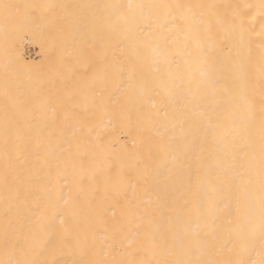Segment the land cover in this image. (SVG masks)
<instances>
[{
  "label": "bare ground",
  "instance_id": "6f19581e",
  "mask_svg": "<svg viewBox=\"0 0 264 264\" xmlns=\"http://www.w3.org/2000/svg\"><path fill=\"white\" fill-rule=\"evenodd\" d=\"M29 1L0 11V260L257 259L264 41L217 19L258 0Z\"/></svg>",
  "mask_w": 264,
  "mask_h": 264
},
{
  "label": "snow or ice",
  "instance_id": "6c2138e0",
  "mask_svg": "<svg viewBox=\"0 0 264 264\" xmlns=\"http://www.w3.org/2000/svg\"><path fill=\"white\" fill-rule=\"evenodd\" d=\"M34 7V6H27ZM43 7H55L54 5H45ZM179 7V6H178ZM190 8V6H187ZM208 8H215V5H208ZM232 11L224 18H218V26L225 31L226 34L235 35L239 37L240 43L243 44L248 40L253 33L264 41V0H258V3H240L236 5H231ZM129 9L133 8V5H128ZM0 11H3L5 18H8L14 11H18L17 6L12 4L4 3L0 0ZM215 14V13H213ZM190 15V12L188 13ZM259 24V31L256 32V25ZM170 30V29H169ZM149 35H153L149 33ZM155 39H159V34H155ZM250 42V41H249ZM260 138V161H259V184L261 189V195L258 199V221H253V217L256 215V207L245 198L242 205H238L236 212L238 216H242L249 224L248 234L254 235L257 231L260 232L262 239H264V123H262L259 131ZM251 182L249 178L248 183ZM236 239L238 241H243L244 237L242 232L238 229L236 232ZM236 245H231L230 242L226 243L224 250L228 253H232ZM23 247L21 252H23ZM248 253V248L246 245L241 243L238 251H236L235 258L227 257L219 260L203 261L201 264H264V244L261 246V251L257 254V259L252 260L250 258H245ZM130 255V254H129ZM0 264H34L33 261L28 259L20 260L15 258H10L7 260H0ZM98 264H108L105 260H101ZM110 264H136L134 260H117L112 259ZM173 264H192L191 261L177 259Z\"/></svg>",
  "mask_w": 264,
  "mask_h": 264
},
{
  "label": "rangeland",
  "instance_id": "374dc122",
  "mask_svg": "<svg viewBox=\"0 0 264 264\" xmlns=\"http://www.w3.org/2000/svg\"><path fill=\"white\" fill-rule=\"evenodd\" d=\"M30 1H31V0H30ZM30 1H29V3H30ZM68 1H69V2H68ZM68 1H67V2H68V3H67V7L69 8V5H71V4L73 3V0H68ZM70 1H72V2H70ZM75 1L78 3L77 0H74L73 6H74V5H75V6L77 5V8H78L79 3L77 4V3H75ZM69 3H71V4H69ZM87 3H88V0H87ZM94 5L96 6V2H95ZM77 8L71 6V9H70V8H69V9L66 8V10H68V11L70 12L71 10H76ZM66 10H65V11H66ZM66 12H67V11H66ZM66 12L64 13V14H65V15H64L65 18L68 16ZM75 13H76V12H75ZM75 13H74V14H72V12L69 13V14H71L70 17H72V16L74 17ZM76 15H77V14H76ZM64 16H63V17H64ZM73 17H72L71 19H73ZM77 17H78V16H77ZM96 17H97V16H96ZM96 17H95V20H96ZM74 18H76V16H75ZM62 19H64V18H61V20H62ZM67 19H69L68 21H70V18H69V17H67L65 20H63V21H65V22H64L65 25L63 24V26H64L65 31H67L66 33H67V34H70V35H71L72 33H74V32L76 33L77 31H76L75 29L77 28V24H74V25H73L72 21L69 22V24H68L67 21H66ZM97 22H98V20H97ZM95 23H96V22H95ZM71 24H72L73 26H72ZM96 24L99 25L98 23H96ZM96 24H95V26H96ZM93 25H94V24H93ZM95 26H94V28H95ZM96 28H97V27H96ZM96 28H95V29H96ZM88 30H90V28H89ZM88 30H87V31H88ZM97 30H99V29L97 28L95 31H97ZM92 31H94L93 28H92ZM89 33H90V32H89ZM93 33H94V32H93ZM93 35H94V34H93ZM94 36H96V35H94ZM95 38L98 40V36L94 37V40H95ZM26 39H28L29 43L32 42V40H30V38H29V35L26 36ZM26 39H25V40H26ZM33 42H34V41H33ZM29 43L25 41V42H24V47H25V48H23V49H24V51H25V54H27V55H30V54H31L32 56H34L35 53H37V51H38V46H37L38 44L36 45V43H34V46H32V49H35V48H36V49H35V50H31V45H32V44L30 43V45H29ZM94 43H95V44H96V43L98 44V41H97V42H94ZM25 44H28V45H25ZM92 45H93V44H92ZM26 46H28V47H26ZM29 46H30V47H29ZM95 46H96L95 48L98 47V45H95ZM87 47H89V46H87ZM26 48H28V49H26ZM92 48H94V46H92ZM30 50H31V52H30ZM86 50H87L88 53H89L90 48H88V49L86 48ZM92 50H93V49H92ZM28 51H29V52H28ZM96 51H98V49H97ZM96 51H95V52H96ZM26 52H28V53H26ZM34 52H35V53H34ZM91 53H92V52H90V54H91ZM98 53H99V52H98ZM86 54H87V53H86ZM86 54H85V55H86ZM90 54H89V55H90ZM87 55H88V54H87ZM87 55H86V56H87ZM96 55H98V54L96 53ZM96 55H95V54H92L91 56H89V57H90V58H89V59H90V63H92V62H91L92 60H95V62H96V61H99V59L97 58L98 56H96ZM91 57H92V59H91ZM83 58H86V57L84 56ZM93 58H94V59H93ZM89 59H88V60H89ZM97 59H98V60H97ZM88 60H87V58H86V63H87ZM84 62H85V61L83 60V66H86L87 64L84 65ZM93 62H94V61H93ZM92 64H93V63H92ZM96 64H98V63H96ZM89 65H90V64H89ZM87 66H88V65H87ZM87 66H86V67H87ZM80 67H81V65H80ZM86 67H82V68H86ZM93 67H94V64H93ZM95 67H98V68H99V66H95ZM95 67H94V68H95ZM87 68H88V67H87ZM90 68H91V66H90ZM90 68H89V70H90ZM98 68H97V69H98ZM78 69H79V68H78ZM97 69H96V70H97ZM87 70H88V69H87ZM93 70H94V69H93ZM93 70H92V68H91V71H93ZM96 70H95V71H96ZM95 71H94V73H95ZM98 71H99V69H98ZM98 71H97L96 73H98ZM81 73H82V72H81ZM83 73H85V72H83ZM88 73H89V72H88ZM88 73H85V74H87L88 77H90L89 74H91L92 72L89 73V74H88ZM94 73H92V74L94 75ZM85 74H83V75H85ZM92 74H91V76H92V78H93L92 80H94V79L96 78L95 81H96V83H97L98 80H97V77H96V76H98V75H95V78H94V76H93ZM88 77H87V76H84V79H85V78L89 79ZM90 78H91V77H90ZM90 80H91V79H89V81H90ZM92 80H91V81H92ZM84 81H85V80H84ZM95 81H94V82H95ZM86 83H88V82L86 81ZM84 84H85V83H84ZM91 84L93 85V83H91ZM94 84H95V83H94ZM92 85H91V86H92ZM85 86H86V85H85ZM93 86H94V85H93ZM93 86H92V87H93ZM96 87H98V83H97V85H95L94 88H90L92 94L94 93L93 90L96 89ZM85 88H87V86H86ZM84 90H85V89H84ZM87 91H88V90H87ZM94 91H95V90H94ZM85 92H86V91H85ZM85 92H84V91L82 92L83 95H84ZM88 92H89V91H88ZM88 92H87V93H88ZM96 92H98V91H96ZM96 92H95V93H96ZM85 94H86V93H85ZM89 94H90V92H89ZM83 95H82V96H83ZM87 95H88V94H87ZM87 95H84V97H87ZM90 95H91V94H90ZM96 95H97V93H96ZM88 97H89V98H91V97H92V98H93V97H96V99H97L98 96H95V94H94V96L91 95V96H88ZM92 98L89 99V100H92ZM84 99H85V98H84ZM85 100H86V99H85ZM86 101H88V100H86ZM94 102H95V101H94ZM89 103H91V102H88V104H89ZM86 104H87V103H86ZM88 106H89V108H90V105H88ZM88 106L85 105V107H88ZM89 108H88V109H89ZM80 110H81V108H80ZM85 110H86V109H85Z\"/></svg>",
  "mask_w": 264,
  "mask_h": 264
}]
</instances>
